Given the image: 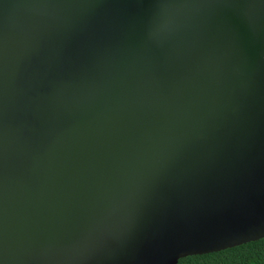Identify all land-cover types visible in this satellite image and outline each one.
Segmentation results:
<instances>
[{"label":"water","instance_id":"1","mask_svg":"<svg viewBox=\"0 0 264 264\" xmlns=\"http://www.w3.org/2000/svg\"><path fill=\"white\" fill-rule=\"evenodd\" d=\"M261 239L264 0H0V264Z\"/></svg>","mask_w":264,"mask_h":264},{"label":"trees","instance_id":"2","mask_svg":"<svg viewBox=\"0 0 264 264\" xmlns=\"http://www.w3.org/2000/svg\"><path fill=\"white\" fill-rule=\"evenodd\" d=\"M178 264H264V239L218 253L180 259Z\"/></svg>","mask_w":264,"mask_h":264}]
</instances>
